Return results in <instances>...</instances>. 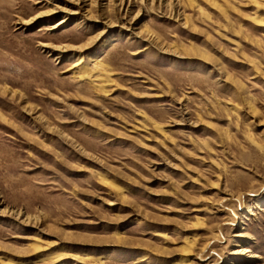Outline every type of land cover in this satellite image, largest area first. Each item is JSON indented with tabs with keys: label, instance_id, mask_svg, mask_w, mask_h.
<instances>
[{
	"label": "rangeland",
	"instance_id": "obj_1",
	"mask_svg": "<svg viewBox=\"0 0 264 264\" xmlns=\"http://www.w3.org/2000/svg\"><path fill=\"white\" fill-rule=\"evenodd\" d=\"M258 16L0 0V264H264Z\"/></svg>",
	"mask_w": 264,
	"mask_h": 264
},
{
	"label": "bare ground",
	"instance_id": "obj_2",
	"mask_svg": "<svg viewBox=\"0 0 264 264\" xmlns=\"http://www.w3.org/2000/svg\"><path fill=\"white\" fill-rule=\"evenodd\" d=\"M67 21V18L66 17H64V18H62L61 20H59L56 24H55V27L56 26H60V25H62L63 23H65ZM255 23L257 24V25H259V26H264V16H258V18H255ZM246 251H248V250H246ZM245 251V252H246ZM241 252H243V250H239L237 253H241Z\"/></svg>",
	"mask_w": 264,
	"mask_h": 264
}]
</instances>
